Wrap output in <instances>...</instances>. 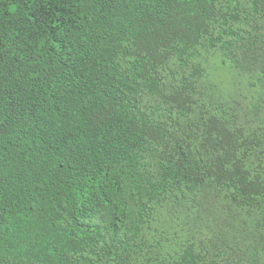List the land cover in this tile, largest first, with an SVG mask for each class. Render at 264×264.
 I'll list each match as a JSON object with an SVG mask.
<instances>
[{"label":"trees","instance_id":"16d2710c","mask_svg":"<svg viewBox=\"0 0 264 264\" xmlns=\"http://www.w3.org/2000/svg\"><path fill=\"white\" fill-rule=\"evenodd\" d=\"M0 45V264H264V0H0Z\"/></svg>","mask_w":264,"mask_h":264},{"label":"snow or ice","instance_id":"6c2138e0","mask_svg":"<svg viewBox=\"0 0 264 264\" xmlns=\"http://www.w3.org/2000/svg\"><path fill=\"white\" fill-rule=\"evenodd\" d=\"M13 10H15V9H13ZM42 47H43V45H42ZM4 53H3V45H0V56H2ZM21 59H23V57H21ZM0 67H2V64H0ZM3 79V77H2V75H0V80H2ZM0 123H2V121H0Z\"/></svg>","mask_w":264,"mask_h":264}]
</instances>
